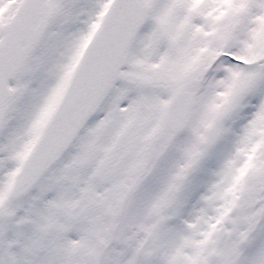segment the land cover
<instances>
[{
  "label": "snow or ice",
  "instance_id": "snow-or-ice-1",
  "mask_svg": "<svg viewBox=\"0 0 264 264\" xmlns=\"http://www.w3.org/2000/svg\"><path fill=\"white\" fill-rule=\"evenodd\" d=\"M0 264H264V0H0Z\"/></svg>",
  "mask_w": 264,
  "mask_h": 264
}]
</instances>
